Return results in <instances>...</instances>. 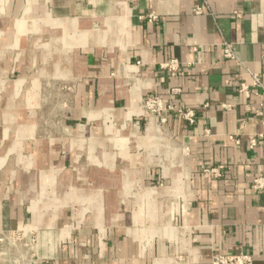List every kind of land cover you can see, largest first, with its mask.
<instances>
[{"label":"crops","instance_id":"0c3cea01","mask_svg":"<svg viewBox=\"0 0 264 264\" xmlns=\"http://www.w3.org/2000/svg\"><path fill=\"white\" fill-rule=\"evenodd\" d=\"M263 55L264 0H0V239L31 231L39 264H264Z\"/></svg>","mask_w":264,"mask_h":264},{"label":"built area","instance_id":"2783aa9c","mask_svg":"<svg viewBox=\"0 0 264 264\" xmlns=\"http://www.w3.org/2000/svg\"><path fill=\"white\" fill-rule=\"evenodd\" d=\"M197 14H200V9L196 10ZM222 56L224 59H235L233 46L231 43H225L222 46ZM261 61L264 65V55L261 57ZM162 69L167 70L169 73L176 74L178 72L177 61H170L162 66ZM252 87L261 88V83L259 76H252ZM242 91L246 88L242 87ZM172 93H178V90H172ZM142 109L152 118L156 119L159 124H164L166 122V117L169 113L177 115L181 120L189 125H194L196 123V113L191 109L177 110L175 111L172 107H165L162 100L156 96L146 97L142 102ZM254 146V142H251ZM202 173H209L213 176H218L217 170H201ZM252 188L257 191L264 190V178H256L253 180ZM10 245H5V244ZM36 237L35 235L26 229L19 230L13 233H9L0 239V247L2 249L0 257H7L9 250L15 251V257L12 260L13 264H39L36 254ZM8 250V251H7ZM210 264H253V258L248 253H225L220 255H215L212 257Z\"/></svg>","mask_w":264,"mask_h":264},{"label":"rangeland","instance_id":"374dc122","mask_svg":"<svg viewBox=\"0 0 264 264\" xmlns=\"http://www.w3.org/2000/svg\"><path fill=\"white\" fill-rule=\"evenodd\" d=\"M51 104H54V103H51V102H50V103H45V107H44V108H46V109L51 108V106H52ZM140 107H141V109H142V103H141ZM142 111L145 112L144 109H142ZM46 112H47V111H46ZM145 113H146V112H145ZM44 121H47V122L49 123V125H52V122H51L52 119H51V118H46V117H45V118H44ZM54 122H55V121H54ZM54 124H55V123H54Z\"/></svg>","mask_w":264,"mask_h":264}]
</instances>
